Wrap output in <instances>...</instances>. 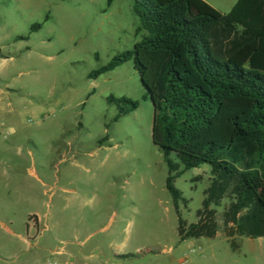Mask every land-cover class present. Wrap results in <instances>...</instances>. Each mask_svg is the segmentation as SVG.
I'll return each instance as SVG.
<instances>
[{
  "label": "rangeland",
  "instance_id": "1",
  "mask_svg": "<svg viewBox=\"0 0 264 264\" xmlns=\"http://www.w3.org/2000/svg\"><path fill=\"white\" fill-rule=\"evenodd\" d=\"M203 1L227 15L238 0ZM133 6L0 0V264H53L62 249L85 264H264V238L234 252L223 231L203 237L212 168L183 173L153 144L133 64L88 80L140 42ZM111 97L139 107L114 123Z\"/></svg>",
  "mask_w": 264,
  "mask_h": 264
},
{
  "label": "trees",
  "instance_id": "2",
  "mask_svg": "<svg viewBox=\"0 0 264 264\" xmlns=\"http://www.w3.org/2000/svg\"><path fill=\"white\" fill-rule=\"evenodd\" d=\"M133 2L140 42L88 80L133 64L154 107L153 144L183 173L212 168L203 237L223 231L238 252L237 240L264 238V0H238L227 15L203 0ZM108 103L114 123L139 107Z\"/></svg>",
  "mask_w": 264,
  "mask_h": 264
},
{
  "label": "crops",
  "instance_id": "3",
  "mask_svg": "<svg viewBox=\"0 0 264 264\" xmlns=\"http://www.w3.org/2000/svg\"><path fill=\"white\" fill-rule=\"evenodd\" d=\"M103 141L108 142V138H106ZM39 222L41 223L40 219H39ZM148 253H150V252H148ZM53 254L57 255V256L61 255V257H64L63 260L54 261L53 264L54 263H57V264H85L86 262H89L90 260H92L91 263H94V260H93L94 257L93 256L90 255L89 257H85V255H83L82 252L78 253L77 251H72V252H70L68 254L67 253L59 254L58 251H57L56 253H53ZM83 259L85 261H83Z\"/></svg>",
  "mask_w": 264,
  "mask_h": 264
},
{
  "label": "built area",
  "instance_id": "4",
  "mask_svg": "<svg viewBox=\"0 0 264 264\" xmlns=\"http://www.w3.org/2000/svg\"><path fill=\"white\" fill-rule=\"evenodd\" d=\"M7 137H8L7 128L3 124L0 123V150L3 148L4 144L6 143ZM28 226L32 230L35 229L37 226L36 219L31 218V220H29L28 222ZM58 253L64 254L65 251L62 249V250H59ZM54 264H57V263H54ZM182 264H186V261H184Z\"/></svg>",
  "mask_w": 264,
  "mask_h": 264
}]
</instances>
